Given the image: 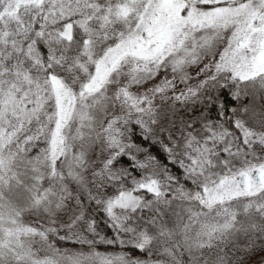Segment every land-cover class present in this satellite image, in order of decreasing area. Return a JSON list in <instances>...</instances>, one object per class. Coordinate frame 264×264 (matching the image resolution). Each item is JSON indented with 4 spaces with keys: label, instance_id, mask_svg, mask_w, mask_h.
<instances>
[{
    "label": "snow or ice",
    "instance_id": "6c2138e0",
    "mask_svg": "<svg viewBox=\"0 0 264 264\" xmlns=\"http://www.w3.org/2000/svg\"><path fill=\"white\" fill-rule=\"evenodd\" d=\"M0 264H264V0H0Z\"/></svg>",
    "mask_w": 264,
    "mask_h": 264
}]
</instances>
